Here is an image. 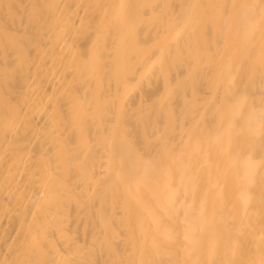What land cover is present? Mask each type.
<instances>
[{
  "label": "bare ground",
  "instance_id": "obj_1",
  "mask_svg": "<svg viewBox=\"0 0 264 264\" xmlns=\"http://www.w3.org/2000/svg\"><path fill=\"white\" fill-rule=\"evenodd\" d=\"M0 264H264V0H0Z\"/></svg>",
  "mask_w": 264,
  "mask_h": 264
}]
</instances>
